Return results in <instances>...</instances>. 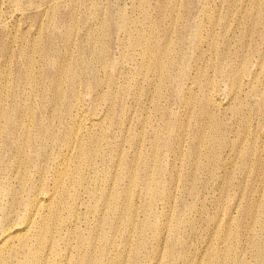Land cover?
Returning a JSON list of instances; mask_svg holds the SVG:
<instances>
[{
    "label": "rangeland",
    "instance_id": "obj_1",
    "mask_svg": "<svg viewBox=\"0 0 264 264\" xmlns=\"http://www.w3.org/2000/svg\"><path fill=\"white\" fill-rule=\"evenodd\" d=\"M0 3V47L5 42L8 44L7 50L4 48V52L0 53V98L6 103L10 102L7 95L13 91L12 84L22 81L24 77H28L26 92L17 97L22 101L27 99L32 89L41 86V79L53 78L52 70L50 74L45 72L44 56L49 52L60 51V37L69 13L73 15V36L76 35L78 40V45L71 50V54L76 56L82 47L88 45V30L96 31L97 37L102 38L101 43L107 47L112 46V56L109 55L105 71L98 66L99 77L101 76L104 86L108 83L109 94L115 92V97L119 95L120 98L117 96L103 102L98 114L88 116V122L93 118L101 120L100 114L106 113L105 110L113 113L105 116L102 130L99 128L100 131L97 129V132L109 139L112 137L110 124L121 125L120 128L117 126L116 132L119 147L126 151L121 152L122 157L120 153L114 155V159L130 160L132 158L129 157H135L136 173L125 200L128 206L122 209L128 215L127 218L131 215L129 219H125L124 225L109 232L110 228L102 225L103 220L97 215L89 212L86 216L82 215L83 223H87L83 225V229L87 230L80 231L83 236L89 232L101 231L105 233L102 235L105 237L108 232L117 243L113 254L101 258V262L112 260L113 264H136L130 252L129 256H123L126 254L123 251L125 244L131 245L129 235L132 228L128 224L135 219L138 223H146L145 234L151 244L140 254L139 264H145L149 260L147 264L154 263L151 260L154 257L150 253L158 242H161L158 264H173V259H169V249L176 244L174 229L180 227L179 240L185 235L181 229L179 213L185 214L189 221L198 217L200 221L213 219L220 226L219 230H214L215 227L209 225L207 235L199 240L203 246L210 247L203 255L209 258L215 255L216 247L224 246L223 240L227 241L225 232L228 228H232L228 245L230 248L232 246L235 254L240 251L241 245H235V240L241 233L239 223L242 224L245 220L249 222L251 216L247 211L254 200L261 198V194V209L257 211L260 222L264 207V166L258 165L264 149V0H0ZM120 25H129L127 35L124 31L112 34L113 27ZM50 36L54 37L51 41L48 39ZM128 42H134V45ZM19 47L26 49L31 55L35 62L33 70L25 63L29 59L27 53L19 56ZM154 54L158 55L155 57ZM60 62L62 63L57 54L53 53L48 66L52 67L53 64L58 67ZM151 66L154 71H151ZM159 69L163 70V75ZM229 71L230 79L222 77L223 72ZM233 72L238 75L232 77ZM69 87L71 86L67 87V95ZM123 97L124 102H119ZM115 101L117 102L112 109ZM85 103L89 109L88 99ZM76 105V109L80 107V103L75 102L73 110ZM83 123L88 127L92 126L85 117ZM83 123L78 121L82 133ZM2 125L0 120V127ZM198 132L204 135L203 142L196 137ZM141 139L143 148L139 145ZM238 140L237 165L235 162L238 154L233 153L232 145ZM93 157L98 163L100 153L95 150ZM87 170L86 167L83 168L84 173ZM146 171L148 176L145 179L143 172ZM110 174H98L97 178L101 181L96 187L106 181L110 182ZM111 184L112 182L109 188ZM149 185L154 187V193L146 198L143 195L139 197L138 193ZM199 188L200 191L197 190ZM189 189L195 192L191 195L193 190L189 194ZM165 192L169 202L173 199L169 204L177 207L174 212L165 210L161 215L163 211L156 204H160L159 200ZM200 192L204 194V198H198ZM123 199L119 198V201H124ZM102 202L103 196L96 191L93 205L98 209L102 207ZM166 216L170 218L167 219ZM164 225L169 228V233L164 232ZM133 234L135 241L138 230ZM190 241L189 238L186 243L192 259L184 264H196L201 252V248L190 247ZM258 242L261 243L262 240L259 239ZM221 244L223 245L219 246ZM10 252L14 256L21 254L19 248H14L0 251V255H8ZM182 252L187 259L186 250L183 249ZM234 256L231 253L229 261ZM245 262L255 264L250 258L245 259ZM175 264L178 263L175 261ZM239 264H243L240 256Z\"/></svg>",
    "mask_w": 264,
    "mask_h": 264
},
{
    "label": "bare ground",
    "instance_id": "obj_2",
    "mask_svg": "<svg viewBox=\"0 0 264 264\" xmlns=\"http://www.w3.org/2000/svg\"><path fill=\"white\" fill-rule=\"evenodd\" d=\"M0 7L2 8L1 3ZM75 13L76 12H74V15ZM65 21L66 26L60 37L62 43L60 51L58 53L55 51L49 52L44 56L46 63L45 72L50 74V70H52L53 78L51 80L46 78L41 79V86L32 89L28 93L25 101L19 100L17 97L26 92L28 77H24L22 81H17L15 84H12L13 91L11 94L7 95L10 98L9 103H6L5 100H1L0 98V120L3 123L2 127H0V251L14 248H19L21 251L19 256H14L12 252L8 255H0V264H113L112 260L102 263L100 259L105 256H111L113 251L117 248V243L110 237L108 232H106L108 236L105 237L102 236L105 233L101 231L89 232L86 236H83L80 231L87 230L86 228L83 229V225L87 223L86 221L83 223L82 215L86 216L87 212L95 216L97 215L103 220L102 225H107V227L110 228L108 229L109 232H111L110 230L116 231L122 224L124 225L125 221L131 216L127 218L128 215L122 209L128 206L125 200L129 195L133 177L136 173L134 165L136 160L133 156L129 157L132 158L130 160L127 158H121L119 160L114 159V155L119 153L121 155V152L124 150L119 147V137L116 132L118 129L117 126L120 128L121 125L110 124L112 127V129H110V131L112 130V137L108 139L104 135H101V133H98L97 129L101 128L105 116L113 115L110 110H105L106 113L102 112L100 114L102 115L101 120H95L93 118L92 121L88 122V116L96 113L98 114L100 105L103 102L115 97V92L109 94L107 90L108 83L105 85L106 87L104 86V82L100 79L101 76L99 77L98 69V66H100L105 71L106 65H108L106 63L109 62V55L112 54V46L110 45L107 47L104 43H101L103 42L102 38L97 37L96 31L88 30V45L84 42L86 45L85 48L82 47L81 52L78 51V54L74 56L75 54H71V50H73V48L76 49L78 40H76V35L73 36V15L69 13ZM156 23L158 22L156 21ZM128 26L129 25H127V27ZM127 27L124 25L115 26L113 27L112 34L117 35L124 31L127 35L128 30H130L129 28L127 29ZM131 32L133 33L134 31ZM128 36L130 35L128 34ZM48 39L51 41L54 37L50 36ZM110 39H112V37H110ZM131 45H134V42L131 43ZM114 46L117 48V45ZM4 48L7 50V42H5L4 46L0 47V53L4 52ZM18 50L19 56L27 53L26 55L29 59L25 63L30 65L33 70L35 62L32 61L31 55L28 54L26 49L21 47H19ZM53 53H56L58 59L62 61L58 67H54L53 64L52 67L48 66L51 64ZM120 53L122 54V52ZM163 54L164 53H162V55ZM157 55H155V57ZM72 58L74 60L73 62ZM221 67L222 66H220V68ZM231 68L233 67L231 66ZM152 70L153 67L151 71ZM159 71L162 72L163 70L159 69ZM110 74L111 72L107 75L109 76ZM232 74V77L238 75L237 72H233ZM113 75H115V73ZM161 75H163V72ZM222 77L230 79V71L229 73L223 72ZM106 79L109 80L108 78ZM115 83L118 84L117 82ZM68 86L71 87H69V94L67 95L66 90ZM118 87L117 89H119ZM117 96L120 98L119 95ZM117 96L115 98H117ZM87 99L90 104L89 109L86 108L85 102ZM75 102L80 103L78 109H76L77 105L75 106L74 110L76 113L73 110ZM116 102L117 101L112 103V109ZM119 102L123 103L124 97L120 99ZM190 102L193 103V101ZM61 114L62 118H60ZM83 117H85L87 123L92 126H86L83 123ZM78 121H82L84 124L83 133L81 131L82 127L78 124ZM204 121L206 120L204 119ZM182 127H180V129ZM151 130L154 129L151 128ZM98 131H100V129ZM223 131L226 132L225 130ZM225 134L226 133H224V135ZM196 137L202 139L201 142L205 139L204 135L199 132ZM135 144L136 143H134V145ZM232 144L234 143L232 142ZM139 145L143 148L142 139ZM124 147L125 146H123V148ZM232 147L233 153L238 154V160L235 162L238 165L239 140L232 145ZM95 150L100 153V160L98 163L95 157H93ZM137 152L136 150V153ZM122 156L123 155L120 157ZM196 158L198 159L197 156ZM234 161L235 160H233V162ZM246 162L247 160H245V163ZM258 165L261 167L264 166V149L261 151ZM84 167L88 169L85 173L83 172ZM108 171H110L111 174ZM103 173L110 174L112 180L110 182L106 181L101 183L96 187L97 183L101 181L97 176ZM143 175L146 179L148 176L147 171L146 173L143 172ZM111 182V188H109ZM237 182L239 184V179ZM170 183L169 186H171ZM154 190V187L150 185L146 186L138 193V196L142 197L143 195L144 198L149 197V195L154 193ZM191 190L189 189L188 193ZM197 190L200 191V188ZM96 191L103 196L102 207L98 209L93 205L96 200ZM192 192L194 193L195 191H191V195ZM168 193L169 192H167V196ZM201 197L204 198L202 192H200L198 198ZM260 197L259 200H254V202H252L253 205H251V208L247 211L251 216L249 222L245 220L244 223H239L241 233L240 237L235 240V245L240 244L242 248L240 251H237L236 254L232 246L230 248L227 242L231 237L232 230V228H228L225 232L227 241L225 239L223 240L224 246L216 247L215 255L209 258L207 255H203L210 247L203 246L199 240L207 235V231L210 229L209 225L215 227L214 230H219L220 226H217L218 223L214 222L213 219L200 221L198 217L189 221L185 218V214L179 213V218L182 220L181 229L182 232H185V235L181 236L179 240L178 234L180 232V227L174 229L176 244L169 249V259H173V264H175V261L178 264H184L190 261L192 256L186 243L187 239L190 238V247L192 246L195 249L201 248V252L197 256L196 264H239V256L242 258L243 264H246L245 259L248 258L254 261L255 264H264V207H262L261 210V222L260 218L257 216V211L261 209V207H259V202L263 200V195L261 194ZM119 198H124V201H119ZM170 202L166 198L165 192L159 200L160 204H156V206L159 205L160 210L162 209L161 211H163L161 215L165 213V210H167V212H174L177 206H174V204L170 205ZM84 209L86 211L82 213L81 211ZM166 218L169 219L170 217L166 216ZM191 221H195V223ZM141 223L142 222H136L134 219L128 224V227L132 228V232L129 235L131 245L125 244L123 250L126 252L123 256H129L128 252H130L136 264L140 263V254L145 250L146 246L151 245L150 240L145 234L146 223ZM163 227L166 228L164 232L169 233V228L165 225ZM137 230L138 236L134 241L133 233ZM259 239L262 240L261 243L258 242ZM161 241L163 240L161 239ZM230 241L231 240H229V242ZM195 242H197L196 246L194 244ZM165 248L166 246L163 250H165ZM183 249H185L187 253L189 251L187 259L182 252ZM160 252L161 242H158L157 247H152L150 253V256L154 257V259H151L154 260L153 264H158L160 262L158 258ZM231 253L235 256L234 259L229 261Z\"/></svg>",
    "mask_w": 264,
    "mask_h": 264
}]
</instances>
